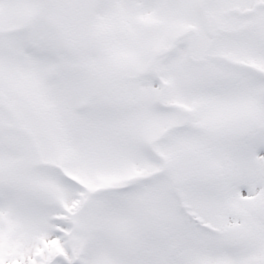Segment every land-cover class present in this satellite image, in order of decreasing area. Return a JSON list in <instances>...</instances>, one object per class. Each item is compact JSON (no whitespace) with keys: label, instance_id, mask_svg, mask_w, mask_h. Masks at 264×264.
<instances>
[{"label":"snow or ice","instance_id":"obj_1","mask_svg":"<svg viewBox=\"0 0 264 264\" xmlns=\"http://www.w3.org/2000/svg\"><path fill=\"white\" fill-rule=\"evenodd\" d=\"M0 264H264V0H0Z\"/></svg>","mask_w":264,"mask_h":264}]
</instances>
